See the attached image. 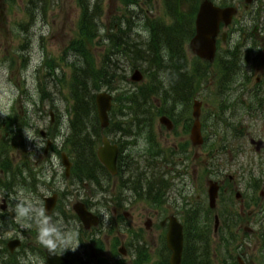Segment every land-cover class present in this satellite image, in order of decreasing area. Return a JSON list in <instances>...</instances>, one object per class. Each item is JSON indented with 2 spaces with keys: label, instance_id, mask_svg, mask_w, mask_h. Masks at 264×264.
<instances>
[{
  "label": "rangeland",
  "instance_id": "1",
  "mask_svg": "<svg viewBox=\"0 0 264 264\" xmlns=\"http://www.w3.org/2000/svg\"><path fill=\"white\" fill-rule=\"evenodd\" d=\"M77 0H38L37 3L39 6H34L33 9H36L32 12V16H28L30 10L29 8L32 5L27 7L28 0H15L13 2H9V0H0V120L6 119L8 116L13 115L15 111L20 118L16 119L14 122L15 124H44L45 122H49V112L50 109L54 108L55 113L53 115L54 121L59 118L58 115H61V124H63V131L67 132L64 122L67 119L66 115H70L68 111L71 109L72 100L74 99L70 95L69 91V75L70 69L67 68L65 63H60V56L63 47L66 45L67 42L74 36V31L76 29V24L78 20L79 10L76 5ZM92 2H96L98 6L101 8V19L104 23L100 25L105 28V30L112 31L113 25L118 21V18H122L123 16H128L127 11L124 9V5L122 4V0H91ZM142 6V8L148 12V9L151 10L150 15L155 16L156 18H163L167 23L170 20L166 17L165 10L162 7V0H136ZM9 5V7L7 6ZM131 4H129V7ZM130 9V8H129ZM138 11V8L136 9ZM31 13V11H30ZM122 16V17H121ZM132 19L135 21L130 22L131 30L134 31V34L128 32L129 37L136 41L138 39H145L146 32L141 24V20H137V16L135 13L132 14ZM37 21H39L41 28L44 30V34L40 35L37 38V33L32 31V28L36 25ZM115 32V30H114ZM91 47V53L95 62L99 64L101 56L103 54L104 48L100 44H95ZM25 65H24V59ZM30 57V58H29ZM2 59V60H1ZM50 60L52 63L53 69V62L55 60V72L58 75H54V78H46L47 73L49 72V68L46 67L45 61ZM28 62V65H27ZM127 61L124 59L119 61V69H122L120 65H127ZM57 65H59L57 67ZM195 63L191 58L187 59V66L188 70H192ZM60 66H63L64 69L60 71ZM35 69V70H34ZM34 70V72H33ZM64 73L61 78L60 73ZM132 71L130 67H126V75L129 78ZM182 74V73H181ZM169 76V77H168ZM164 77L167 79H174L175 76L167 72L164 74ZM59 79V81H58ZM194 80V84H197L199 87L200 81ZM164 83V80H163ZM105 89V88H102ZM200 91V90H199ZM209 93L201 92L196 96V99L202 100L204 102L211 103V96H208ZM203 98V99H200ZM11 98V100L9 99ZM194 99V98H193ZM214 105L219 103V98L217 97L213 101ZM214 105L209 108L210 111H203V116H209L210 114H215V119H217V111H211L214 108ZM41 111V112H40ZM186 111L191 115V107L190 105L186 108ZM7 112V114H3ZM115 119L120 121V123H127L122 120V116L118 112L115 113ZM183 115V119L178 127L177 134L163 132L160 129V125L158 123V118H154V134L156 140L161 148L168 149L173 145L177 144L179 141L186 140L189 136L185 135L182 129V124H186V115ZM43 117V118H42ZM239 120L242 124H250L249 128L246 129V132L250 134L252 138H262L264 139V122L262 120H253L255 123H249L248 119H245L243 116L240 117ZM21 119H24V122H21ZM45 119V120H44ZM130 119H128L129 121ZM64 122V123H63ZM216 123L214 124V126ZM216 130V137L218 140L219 146H223V142L219 139L221 136L224 135L225 130L222 131L223 127L219 126V128H215ZM129 125L122 124V131H128ZM32 133V131H30ZM34 136V135H33ZM64 135L60 138L59 142H63ZM141 136V134H138ZM122 134L113 135V139H122ZM37 139L36 137H34ZM127 139V138H126ZM248 138H243L241 142L243 144L247 143ZM125 139H123L124 141ZM120 141V140H119ZM127 142V141H125ZM130 146L127 147L126 154H132L137 147L140 150H144L147 148L146 142L144 138L140 137L138 140V144L136 147L132 148L135 144L131 143ZM191 154L193 155L195 151L197 152V148L190 147ZM40 152V151H39ZM20 149L17 145L13 142H10L7 145V154L10 156V161L12 165L15 167L17 166V162L21 158ZM133 157L138 162L140 160L141 164L143 163V159L140 155L134 154ZM222 163H227V156L221 155ZM253 158V155L249 157L248 160L246 158L244 160H240L243 164H249ZM220 160V158L218 159ZM23 162V161H21ZM217 164L220 162H216ZM56 164V171L62 174V171L58 165ZM237 169L233 163L230 167H227V171L232 173V169ZM180 168V165L178 166ZM189 172L190 169H193V162L188 166ZM191 177V175L189 174ZM59 178V177H58ZM61 180V177L59 178ZM181 178L177 179L179 182ZM64 183V182H63ZM67 184V183H66ZM84 186V185H83ZM82 184H78L79 188L70 187L67 194L65 195L64 200L62 201L63 210L70 213L72 205L79 200L80 198H88L92 197V202L95 201V209H104L109 214V219L106 221L104 218L103 225L99 227V237L106 242H110L112 238L117 234L120 229L121 225L115 226V219L112 218L117 214L122 212H127L128 217L130 218L129 222L130 226L128 227L130 230L135 231L139 230L140 236L138 239L140 241L148 242L151 245L148 246L150 250L154 249L152 247H156L155 252L149 250L150 254H152V258L150 259L149 264H158L166 258L167 253L166 251H161L160 247L162 246V239L161 236L163 235L158 227H153L156 223H158L159 218L170 214L171 211L174 209L173 205L167 204L164 206V210H160V208H152L148 204L144 202H135L131 203L127 207H123V205H115L113 195L117 194L118 191H114L115 189L109 187V192H97L95 191V187L88 186L83 187ZM184 192L192 194L191 202H194L195 195L197 194L194 192L193 183H188L187 186L185 183H182L180 186ZM203 188L206 190L205 182L203 181ZM114 191V192H113ZM41 196H50L51 192L49 193L48 190L42 189L40 192ZM2 193H0L1 195ZM94 195V196H93ZM168 197H173L170 194ZM103 201L102 205H98V201ZM16 207L10 206L9 212L6 214V219L12 217V214ZM148 217H151V228L145 229L144 222L148 220ZM21 227V224H19ZM123 226V225H122ZM5 227V234L0 233V242L2 240L6 241L12 238L14 232L10 230V227H7V224L4 225ZM253 228L252 225H250ZM24 228V227H22ZM27 229V228H24ZM108 229H111V232H108ZM126 231V230H124ZM122 232V235L124 234ZM109 234H108V233ZM249 233V232H247ZM120 234V233H119ZM241 235V232L239 233ZM251 238L246 239L244 241V245L246 247V252L248 254H253L258 247L257 239L262 240L260 238L259 230L256 233L250 234ZM215 242L217 243V239L215 236ZM3 248V245L0 244V250ZM107 253H105L106 256ZM169 255V254H168ZM127 258L125 261L127 262Z\"/></svg>",
  "mask_w": 264,
  "mask_h": 264
},
{
  "label": "trees",
  "instance_id": "2",
  "mask_svg": "<svg viewBox=\"0 0 264 264\" xmlns=\"http://www.w3.org/2000/svg\"><path fill=\"white\" fill-rule=\"evenodd\" d=\"M179 5L180 0H175L172 12L174 22L171 26L162 27L160 24L152 26V39L150 46H147V48H131L130 46H126L125 48L121 49V42L116 44L118 46L117 48L112 45V55H114V52L117 53L121 50L120 52H123L125 56L131 55L130 59H132L134 63L142 61L144 62L145 67L148 69L157 66V68H155V75L159 73L161 74L158 78L151 80L150 88H147L146 90L140 89L138 92L131 94L128 92H123V96H121L122 100L127 103H132L133 107L136 106V108H142V105L145 104L148 112L144 111L142 114L151 113L149 101L155 95L154 87H162L164 74L167 73V70L169 71L170 69V74L175 76L174 79H169L171 90L168 92L170 95L168 97L169 99H172L170 100L171 102L174 100V97L179 98L181 95H183L184 90H182V88L186 89L189 86L191 79L186 74H181L182 68L185 65L181 63L184 62L182 44L187 39V37H189L190 33H192V8H190L187 15H183V12H181L179 9ZM94 19L95 17L93 14H89L84 8V12H82V16L80 18V24L82 25L80 29V39L76 40L75 45L72 46L75 51L79 52L80 57L83 60L82 67L75 66L74 82L76 85L73 96L75 105L79 107L77 116L82 119L83 112L84 116L89 117L88 120L95 122L94 124H97L96 116L92 115L94 109L93 91H98L102 87L113 89L114 86L119 85L118 83H123V81H126V77L124 74H122V71H119V67H116V64H114L115 60L111 58L112 55L111 57L106 55L101 66L99 68H95L93 57L86 50L85 45L86 43H90L92 41L91 38L95 36L97 31V23L94 21ZM167 42L169 43L167 44ZM164 45H168V49L173 51L170 52L169 55H166L165 60H163V56L160 55L161 48L163 47V49H165ZM144 54L149 56L146 55L144 57ZM160 95H162V93ZM137 100H139V103L136 104ZM141 101H144L143 104L140 103ZM83 109L85 111H83ZM153 151H155L154 148ZM94 168L96 167H94L92 164L90 166L89 173L87 174L88 178L90 177L91 180L97 179V177L92 174ZM159 189L160 187L157 186L155 188V193L159 194L160 198L161 192H159ZM157 201H160V199ZM189 225H194V223H189ZM206 225L207 224H203L201 228H199L198 225H195V228L198 232H196L191 227L185 233V250H187V252L189 250L190 251L189 254H186L182 264H210V244L207 237L208 230L205 227ZM190 233L191 235H189ZM202 233H206L205 238H203Z\"/></svg>",
  "mask_w": 264,
  "mask_h": 264
},
{
  "label": "flooded vegetation",
  "instance_id": "3",
  "mask_svg": "<svg viewBox=\"0 0 264 264\" xmlns=\"http://www.w3.org/2000/svg\"><path fill=\"white\" fill-rule=\"evenodd\" d=\"M219 5L228 6L232 4L236 6L237 13L233 17L230 25L225 27L222 25L221 30L217 36V42H219V52L225 60L222 59V65L215 67L214 69H226L229 71V78L225 82L219 81L216 78L211 79L208 85H204L201 92L210 90V87H215L216 90H221L226 87L227 103L233 110L243 108V110L249 111L251 114L253 111L264 110V24L262 23L261 16H264V0H213ZM244 28L242 33V41L234 39L238 33V29ZM225 37L222 38L224 36ZM219 59V58H218ZM218 59L216 62H218ZM202 84V83H201ZM224 181H221V186ZM224 191L228 190L226 186ZM235 198V205L225 208L228 214V219L225 220V224L230 227L236 225V230L239 231L243 228V224L251 223L249 220H244L246 213L252 214L254 210L257 211L259 217L252 223L264 224V204L257 203L253 198L249 202L250 210L246 213L244 211L249 208L243 206L242 198L240 194L233 193ZM238 202H241L238 204ZM258 205L256 209L255 206ZM254 206V208H253ZM206 210L205 206H202ZM237 210L240 216H237ZM224 209H222V212ZM127 213L122 214V219L127 220L129 217ZM217 214H214L213 222ZM219 219L220 217L217 216ZM219 220V224H224ZM209 223V221H208ZM247 230L244 228L243 231ZM253 231V230H251ZM253 234L250 232L248 237ZM245 236V233L241 234ZM27 241V239L25 240ZM30 245V241L26 242ZM25 255L24 253H22ZM246 264H256V262L248 261L244 257ZM258 261V260H256ZM264 262V259H263ZM17 264H44V263H32L27 259V255L17 258Z\"/></svg>",
  "mask_w": 264,
  "mask_h": 264
},
{
  "label": "water",
  "instance_id": "4",
  "mask_svg": "<svg viewBox=\"0 0 264 264\" xmlns=\"http://www.w3.org/2000/svg\"><path fill=\"white\" fill-rule=\"evenodd\" d=\"M205 10L206 8L204 7L201 14H205ZM210 13L211 20L209 23L204 22L203 16L199 15L196 21V35L190 43V47L193 53L206 59H211L214 55L213 39L217 33V24L219 20L223 18L222 14L216 9H211ZM132 79H140V76L137 74V72L132 76ZM95 103L99 121L101 122L102 126H105L107 124V111L110 109V96L106 93L98 94L96 96ZM161 121L166 122L163 118L161 119ZM191 140L194 144L199 143V130L197 122L192 128ZM116 153V148L110 147L106 142H104V147H102L98 151L99 160L110 172H115ZM208 193L209 201L212 206L217 195V187L215 184L210 185ZM52 206L53 203L48 205L47 210L49 211ZM75 210L83 220L86 227H88L93 222L92 217L82 207L76 206ZM167 244L172 251L171 263L179 264L180 254L182 250V228L174 218H171L170 220L169 231L167 234ZM49 260L51 264H54L55 262L58 263V259L54 256H51Z\"/></svg>",
  "mask_w": 264,
  "mask_h": 264
},
{
  "label": "clouds",
  "instance_id": "5",
  "mask_svg": "<svg viewBox=\"0 0 264 264\" xmlns=\"http://www.w3.org/2000/svg\"><path fill=\"white\" fill-rule=\"evenodd\" d=\"M32 31L37 33V38L44 34V30L41 28L39 21L32 28ZM11 100V98H9ZM3 114H7L4 112ZM28 140L34 141L35 138L28 130L24 131ZM36 148L43 149L45 144L35 143ZM17 200L15 208L16 222L21 224L24 228H31L35 225L37 229V240L49 254L56 256L57 254H64L65 252H75L77 248V236L78 233L75 229H70L65 225L62 218L57 217L55 222L42 208L36 207V205L28 199L26 194L18 190L17 195L14 197ZM100 211L104 214V218L107 221L109 214L102 208Z\"/></svg>",
  "mask_w": 264,
  "mask_h": 264
}]
</instances>
